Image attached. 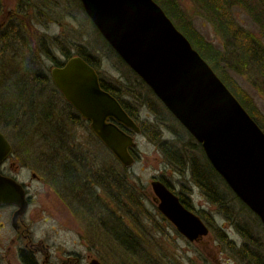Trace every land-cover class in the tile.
<instances>
[{
	"label": "rangeland",
	"instance_id": "1",
	"mask_svg": "<svg viewBox=\"0 0 264 264\" xmlns=\"http://www.w3.org/2000/svg\"><path fill=\"white\" fill-rule=\"evenodd\" d=\"M178 2L187 18L197 27L206 41L218 49L224 50L227 41L218 33L217 27L213 25L207 15H204V10L193 0H178ZM246 2L247 5L250 4L253 7L264 8V0H246ZM0 3V13H2L0 29H3L10 21L17 19L21 24L26 23L24 29L25 43L31 49V55L27 59L29 62L38 57H35L34 54L37 47H41L42 44L39 40L43 36L49 37L46 39L49 47L52 46L49 42L53 43L51 38L55 40L60 37L61 42L65 43L72 53L75 54L76 49L81 44L93 52L96 57L98 56L102 62L101 77L103 76L108 81L117 80L121 82L123 80L127 83L128 78L135 77L128 67L119 61L116 54L110 50L107 41L87 16L86 11L81 8L78 0H24V2L22 0H0ZM28 4H30V13L28 16L20 17L19 14H24ZM232 13L236 22L245 31H251L264 42V29L252 22L251 15L244 8L237 6L232 10ZM52 48H54L57 61L66 60L61 48L56 47L55 49V46ZM225 56L224 58L227 59L223 60L221 67L226 70L229 77H232L240 87L248 92L251 98H254L255 105L264 115L263 78L254 69L246 68L239 63L238 59L230 55L229 52ZM11 58H5L3 60L4 65L7 62L10 64ZM27 60L19 57L11 63L13 66L20 65L22 66L21 69H24L23 63L26 66L29 63L26 62ZM40 61L42 64L35 62L38 67L44 66L46 74L52 78L51 70L56 67L54 62L47 59H40ZM235 64L237 68L230 67L235 66ZM10 72L11 69L7 67L6 74L4 73L2 80H0V91L7 94V99L4 101L6 102L5 105L10 104L13 107L24 109L22 105L28 107L29 99L25 102L17 98L21 84L19 81L22 80L23 76H20L21 73L19 72V74L17 73L19 79H16L15 73ZM17 80L19 83L16 82ZM11 90L13 94H11ZM9 92L10 95H8ZM35 93H39L38 89L35 90ZM146 96L148 97L147 94ZM43 97L46 102L50 100L48 95ZM36 100L38 101V98ZM57 103V101H51L52 115L59 114L61 111L64 115L63 103L55 106ZM160 108L162 112L159 115L161 121L158 120L157 122H160L161 126L157 130L166 139L176 138L179 140L178 145H188L190 140L191 145L196 143L197 149L195 151L190 149L188 152L196 154V158H199V162L202 164L205 157L207 158L202 146L201 148L198 147L199 143L193 137L191 138L192 135L183 128L182 124L172 119L168 109L162 107L161 104ZM139 113L142 120L140 122L156 123L157 116L148 106L141 108ZM39 122L37 119L25 128L21 127V131L15 132L13 123L6 124L0 119V129L5 132L15 146L14 155L2 172L16 177L20 183L28 185L32 197V206L24 218V224L30 228V238L34 244L45 241V243H49L61 251L75 250L81 255L80 264H89L94 258L103 264H154L157 262L160 264H241L232 258L230 249L221 243L212 230L208 236L192 243L183 237L174 224L165 218L154 202L155 192L152 187L154 178L163 175L175 186L177 192L192 196V201L198 209L206 208L214 216V228L215 226L222 227L232 241L240 246L245 243L249 247L260 250L261 254L264 255V225L257 218V215L247 208L245 209L243 204L233 196L229 197L227 204L231 207V212L227 214L231 219L224 216V210L221 214L219 206L209 205L204 193L195 185L192 175L177 174L173 167L168 164L158 145L148 135L142 133L135 134L133 132L137 144L136 155L138 160L130 168V172L136 180L132 185L133 188L137 189L138 198L146 199L138 208L140 217H137V225L133 220H128L125 211L121 210V212L108 196L102 195L101 190L95 188L96 184L89 182L91 187H88L91 192L82 190L77 193L74 191L68 193V191H64V188H67L63 184L58 185L56 173L49 170L50 163L45 161L50 159L49 152L40 149L41 141H44V138L49 139L50 135L49 132L47 133L49 128ZM67 127L68 136L72 138V142L83 148H90L99 155L98 148L100 147H98L95 137L90 134L92 130L89 123L85 125L84 123L71 124L68 122ZM173 131L176 135L172 133ZM45 132L47 135H44ZM57 187L69 198L63 199L64 201L59 200L58 194L55 192ZM220 189L225 190L226 188L220 184ZM141 200L139 199V201ZM93 202L96 204L93 205ZM16 210L14 205L1 206L0 208V256L6 257L3 258V264H7L9 260L14 262L13 256L18 251V246L23 247L29 241L26 236L27 233H24L25 236H23L11 226L13 213ZM112 215L118 219L120 217L124 221L125 227L134 232L139 244L137 253L129 254L126 252L121 242L122 236L117 237L105 228V225L110 227L108 219ZM238 225L242 227L239 228ZM74 242L78 246H75Z\"/></svg>",
	"mask_w": 264,
	"mask_h": 264
},
{
	"label": "water",
	"instance_id": "2",
	"mask_svg": "<svg viewBox=\"0 0 264 264\" xmlns=\"http://www.w3.org/2000/svg\"><path fill=\"white\" fill-rule=\"evenodd\" d=\"M87 16L121 60L164 103L187 132L202 144L209 162L234 194L264 225V131L235 98L213 68L175 26L155 0H81ZM66 100L90 122L92 132L123 167L135 163V134L140 126L119 101L103 89L96 69L81 56L51 71ZM0 131V167L13 155ZM152 187L160 212L190 242L209 227L161 181ZM15 205L13 224L29 202L23 183L0 173V207ZM89 264H102L92 259Z\"/></svg>",
	"mask_w": 264,
	"mask_h": 264
},
{
	"label": "trees",
	"instance_id": "3",
	"mask_svg": "<svg viewBox=\"0 0 264 264\" xmlns=\"http://www.w3.org/2000/svg\"><path fill=\"white\" fill-rule=\"evenodd\" d=\"M22 1L24 2V0ZM155 1L165 10L166 14L175 23L176 27L188 37L192 46L199 51L201 56L210 64L217 75L222 78L227 88L232 91L240 104L248 111L252 119H255L260 128L264 131V115H262L259 108H257V105H255L254 98H251L248 92L243 87H240L232 77H229L226 70L221 67L222 62H224L223 60L227 59L224 58V56L229 52L230 55L235 56L239 63L243 64L246 68H251L258 72L257 74L263 78L264 82V42L261 38L259 39L256 35L252 34L251 31H245L244 28L236 22L234 14L232 13V10L237 6L244 8L251 15L252 22L257 24V26L260 25L261 29H264V8H259V6L256 8L250 6V4L247 5L246 0H193L204 10V15H207L208 19L217 27L218 33L227 41V44L224 45L225 49L220 50L209 41H206L205 37L198 31L197 27L187 18L185 12H183L179 5L178 0ZM78 2L80 3L81 8H83L82 1L78 0ZM29 7L30 4H28V7L24 10V14H19V16H28L31 11ZM1 16L2 13H0V18ZM25 27L26 23L21 24L17 19L10 21L8 25L4 26L3 29H0V80H2L3 74H6L7 67L11 69L10 73H15L16 79H19L18 74L20 72V76L22 75L23 78L20 81H16L21 82L20 92L14 94H17V98L21 101L27 102L29 99V102L27 103L28 107L22 105V108L24 109H20L15 106L13 107L10 104H7L6 106V102L4 101L7 99V94H3L0 91V103H2L0 104V119L6 124L13 123V130L15 132L21 131L20 129L25 128L27 125H30L38 119L40 124L49 128L47 133L49 132L50 138H44L45 140L43 139L44 141H41L40 143V149L45 150L50 154V159L48 158L49 160L44 159L47 163H50L49 170L54 173H61V175L64 176L61 181L68 184L73 190H85L83 184L84 180H89V182L96 184L95 188L101 190V194L106 195L105 197L108 196L111 202L117 205V208L120 209V211H125L126 218L128 220H133L137 225V217H140V210L138 208L146 199L140 197V195V198H138V195L136 194L137 189L133 188L132 185L136 180L132 176L130 168L123 167L117 158L111 154L107 147H104L101 141L91 131L90 134L95 137L98 147H100L98 148L99 155L94 153L90 148L86 149L72 142V138L68 136V122L71 124L84 123L85 125H88V122L65 100L56 85H54L53 79L46 74L45 67H38L36 63L38 62L39 64H42L40 59H47L52 60L54 64L59 67L64 65V63L71 57L81 56L87 63L92 65L98 73H100L102 67L101 59L98 58V56L96 57L93 52L89 51L87 47H84L81 44L76 49L75 54L72 53L71 50L66 47L67 45L61 42L60 37V39L57 38L55 40L54 38H51L53 43L49 42L52 45L49 47L46 40L49 37L43 36L39 40L42 45L41 47H37L34 54L35 57H38L32 60L31 63L27 60L29 55H31V49L25 43ZM107 45L110 50L116 54L119 61L126 65L108 42ZM53 46H55V49L56 47L61 48V52L66 58L65 61L56 60L54 48H52ZM7 57H12L11 62L16 60V58L23 57L27 60L26 62L29 63H27L26 66L25 63H23L24 69H21L22 66L20 65L13 66L11 62L10 64L7 62V64L4 65L3 60ZM230 67L237 68V65L235 64V66ZM128 69L135 77H133L134 79L128 78L126 80L127 83L123 80H121V82L117 80L108 81L103 76L101 77L100 73V83L103 89L114 96L119 103L122 104L124 110H126L135 122L140 125L141 133L146 136L148 135L149 138L158 145L160 151L165 156L168 164L173 167L174 171L179 175H192L195 185L202 187L210 204L219 206L221 214L222 210H224V216L231 219V217L227 215L231 212V207L227 204L229 197L231 196L236 200H239L237 195L232 192L229 185L226 184L222 176L216 172L206 157L205 161L200 164L199 158H196V154L194 155L188 152L190 149H193V151L197 149L196 143L195 145H191L192 143L190 140V145L181 146L177 144L179 140L176 138L166 139L165 136L157 130V128L161 126V123L157 122L158 120L161 121L159 116L162 113L160 104L162 107L164 105L158 98L156 99L154 92L151 91L146 82L142 81L141 78L129 67ZM36 89L39 91L38 94L35 93ZM11 94H13L12 90ZM44 94L50 96L48 102L44 101ZM8 95H10V92ZM36 98H38V101ZM51 101L58 102L55 106L63 103L64 115L63 111H61V113L59 112V114L52 115L53 111L52 107H50ZM145 106H148L152 112L156 114V123L148 121H143V123L140 122L141 116L139 110ZM171 116L172 119L177 122L172 113ZM120 126L125 132L127 131L128 133H131L129 129L122 125ZM47 133L45 132L44 135H47ZM172 133L176 135L174 131ZM198 147L201 148V145L198 144ZM51 153L53 154L51 155ZM132 153L133 156L136 157V160H138L136 150ZM220 184L224 185L226 189H220ZM213 188L217 191L216 199L213 195ZM139 199L142 200L139 201ZM95 204L96 202H93V205ZM241 204L243 203L241 202ZM243 206L245 209L247 208L249 210L245 204H243ZM197 214L203 220L205 219L208 221V224L212 228L211 230L221 243L226 248L230 249L232 258H235L237 262L241 264H264V255L263 253L261 254L260 250L249 247V245L247 246L245 243L243 244L244 246L238 245L228 237L222 227L215 226L214 228V220L208 219L203 213ZM116 218L113 215L110 216L108 219L110 227L105 225V228L108 229V232L110 231L117 237L122 236L121 242L124 245L126 252L129 254L137 253L139 244L134 232L125 227L124 221L121 220L120 217L119 219L118 217ZM238 226L239 228L242 227L241 225ZM253 245L256 246V244ZM25 261L26 264H37L35 263V260ZM154 264L160 263L157 262Z\"/></svg>",
	"mask_w": 264,
	"mask_h": 264
},
{
	"label": "flooded vegetation",
	"instance_id": "4",
	"mask_svg": "<svg viewBox=\"0 0 264 264\" xmlns=\"http://www.w3.org/2000/svg\"><path fill=\"white\" fill-rule=\"evenodd\" d=\"M8 164H9V161L3 167L0 168V171L2 172ZM63 177L64 176L61 175V173H58V172L56 173V180L58 181V185L63 184L67 188V189L64 188V191H68V193L69 192L73 193V191L75 193L79 192V191H77L78 189L72 190L71 187L68 186V184L63 183V181H61V179ZM154 180H158V181L163 182L166 187H168L170 190H172L175 193V195L177 197H179L180 202L183 204V206L186 207L188 210H190L192 213L194 212L196 215H198L197 213H203V215H205L208 219L214 220V216H212L211 213L208 212V210L206 208L198 209L194 205V203L192 201V196H190L188 194L184 195V194H181L180 192H177L175 186L171 182H169L165 176L160 175L159 177H155ZM83 184L85 186L84 191L89 192L90 190H89L88 186L91 187V185L89 184V180H84ZM24 186L26 187V190H27L26 193H28V201L30 204L28 210H30V208L32 206V204H31V200H32L31 198L32 197L30 196L28 185H26L24 183ZM196 186H198V185H196ZM198 188H200V190L203 192L202 187L198 186ZM55 192H57L59 200H63V199L65 200L66 198H69V196H67L66 194H64L63 192H61L59 190V187H57ZM213 195L216 199L217 191L215 190V188H213ZM204 196H205V193H204ZM153 198H154V202L157 204V208H158L159 200H158V198H156L155 194H154ZM208 203H209V205H211L209 201H208ZM28 210L24 214L23 218L19 219V225L20 226H19L18 230L15 228V226L13 224V218L11 221V226H13L14 229L17 230V232L23 234V236H25L24 233H27L28 235H26V236L29 238V241L27 243H25L23 247L18 246L19 249L17 252H15V254L13 256L15 258V261L13 260L14 262H12L9 260L7 264H26L25 260H28V261L35 260V263H37V264H80L81 263V255H79V253L76 252L75 250L67 251V252L61 251L59 248H55V246H52L49 243H45V241H40V243L34 244L32 239L30 238V233H31L30 228L24 224V221H25L24 218L27 215ZM14 213H13V217H14ZM203 222H205V224L209 225L207 220L204 219ZM73 244L75 246L77 245V244H75V242ZM43 256H44V258H43ZM3 258L5 259L6 257L0 256V264L4 263Z\"/></svg>",
	"mask_w": 264,
	"mask_h": 264
}]
</instances>
